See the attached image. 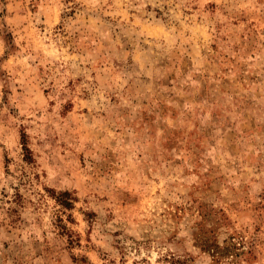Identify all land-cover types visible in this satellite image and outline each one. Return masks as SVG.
Returning a JSON list of instances; mask_svg holds the SVG:
<instances>
[{"label": "rangeland", "instance_id": "374dc122", "mask_svg": "<svg viewBox=\"0 0 264 264\" xmlns=\"http://www.w3.org/2000/svg\"><path fill=\"white\" fill-rule=\"evenodd\" d=\"M0 264H264V0H0Z\"/></svg>", "mask_w": 264, "mask_h": 264}, {"label": "trees", "instance_id": "16d2710c", "mask_svg": "<svg viewBox=\"0 0 264 264\" xmlns=\"http://www.w3.org/2000/svg\"><path fill=\"white\" fill-rule=\"evenodd\" d=\"M20 139H21V148L23 150V158L26 161H30L31 159L30 152L26 145L25 136L23 132L20 135ZM54 198L65 208H70L71 203L74 200L73 195H71L70 192L66 190L58 192L57 197H54Z\"/></svg>", "mask_w": 264, "mask_h": 264}]
</instances>
